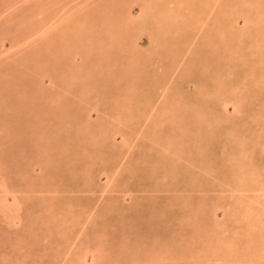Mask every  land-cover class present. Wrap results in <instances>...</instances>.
Listing matches in <instances>:
<instances>
[{
    "label": "rangeland",
    "instance_id": "374dc122",
    "mask_svg": "<svg viewBox=\"0 0 264 264\" xmlns=\"http://www.w3.org/2000/svg\"><path fill=\"white\" fill-rule=\"evenodd\" d=\"M0 264H264V0H0Z\"/></svg>",
    "mask_w": 264,
    "mask_h": 264
}]
</instances>
